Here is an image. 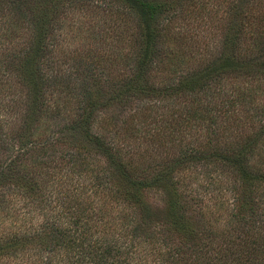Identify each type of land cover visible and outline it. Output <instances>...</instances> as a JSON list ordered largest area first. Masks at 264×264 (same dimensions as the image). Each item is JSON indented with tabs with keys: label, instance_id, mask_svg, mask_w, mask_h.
Here are the masks:
<instances>
[{
	"label": "trees",
	"instance_id": "16d2710c",
	"mask_svg": "<svg viewBox=\"0 0 264 264\" xmlns=\"http://www.w3.org/2000/svg\"><path fill=\"white\" fill-rule=\"evenodd\" d=\"M73 14L110 22V56L63 51ZM0 51V264H264V0H0ZM112 104L130 109L104 138L92 124ZM216 119L259 133L152 174L121 154L151 120L159 146ZM184 156L236 178L219 220L175 193L167 170Z\"/></svg>",
	"mask_w": 264,
	"mask_h": 264
},
{
	"label": "rangeland",
	"instance_id": "374dc122",
	"mask_svg": "<svg viewBox=\"0 0 264 264\" xmlns=\"http://www.w3.org/2000/svg\"><path fill=\"white\" fill-rule=\"evenodd\" d=\"M67 22H70L69 27L68 25L63 27V31L65 33L61 46L63 51L67 52L71 49L76 50L79 47H83V51L89 50L90 52L94 53L90 54L89 51H87V56H110V35L111 33H113L110 29V22L95 25L93 29L92 26L94 25L95 21L89 22V20L80 17L78 14L69 16ZM120 30H122L121 33L125 34V36L126 34L130 33L129 31L123 29ZM216 44V40H211L209 42L210 48H215ZM3 53V51H0V54ZM0 60H2V58ZM102 89L104 92V88ZM10 90L14 92L15 88H10ZM111 92L112 91L110 90V93ZM104 96L107 97V94L104 93ZM132 103L128 104L127 106L130 107L131 105L133 107ZM129 109L130 108L127 109V107H120L113 104L108 105L106 108L96 113V122L92 124V130L94 132H98V134H100L104 138L110 137L114 130L113 126H111L112 123H114L113 120H115L113 118L116 116L118 118L125 111L126 113H128ZM3 113L4 112L0 109V117ZM100 120L104 122H100ZM229 123L230 122L221 121V119H216L214 124L215 128H217L219 132L214 130V127L212 125L205 122L200 127L183 128L182 133H179L174 137L170 136L171 138L157 136V138L159 139V146H156L155 144H150L148 143V141H146V139H148L152 134L160 131L159 123L158 125H154L153 121L151 120L145 128L144 133L138 134L139 136L142 135L140 137V140L135 141L132 138V142L128 147V153L121 152V154L124 159H130L129 164L133 168H146L148 174H152L151 168H154L156 164L169 162L171 163V160H173V158L181 151H185L187 149V151L189 152L188 149L190 147H194L193 149H195L198 153L195 156L202 154L205 157L211 156V158H214L217 156L214 151V146L217 145L219 146V148H221L223 146L230 145L232 143L231 141L235 139L239 140L238 149L241 148L242 145H244L246 148L249 144V141L243 140H248V135L252 136L253 134L259 133L258 129L253 126L251 127L249 123L240 124L239 122H237L235 123V125L228 126ZM228 127L230 128L229 130H232V133L229 134H232L231 136L228 135V131H224V129ZM211 130H214L216 133V139L214 142L210 140L209 132ZM145 132L147 133L146 136ZM236 132L240 134L239 137H237ZM81 135V133H78V136ZM253 137L255 139L256 135ZM78 139V143L83 145V149L81 152L87 151L90 154H94L92 157L97 161L95 165L101 168H107L106 159L101 154H99L97 150L88 145L85 139H83L82 137ZM152 139L155 140L156 136L153 135ZM170 139H174L175 141L168 142V140ZM263 141L259 142L258 151L261 152V154H264ZM230 147L231 145L228 146V148ZM178 151L179 153H177ZM186 158H188V156H184L181 159H184L182 163L176 162L174 165L172 164V166L169 167L170 169L168 168L169 170H167L173 172V181H178L173 187L175 193H180L181 200L185 201V203L190 205L191 207H193V202L198 203L200 200L201 203H199V205L202 208L203 216L209 217L212 220L213 217L211 215L219 214V217L217 218V220H219L223 216L222 214L225 215V210L230 207L232 199L231 194H233V188L231 187L236 186V178L228 173L227 170H224V173L221 172V168H219L218 166L214 165L215 167H213L211 166V164L206 165V163L202 161L189 160ZM254 158L256 159V157ZM147 179L150 180L149 177ZM184 194L187 197H185ZM258 195H261L260 199L264 202V187L262 189H258ZM189 198L193 201H189ZM162 199L163 197L160 189H157L154 192H150L149 194H146V197L142 198V200L147 203L151 209H154L153 211L161 210ZM155 217L160 218V212L155 213Z\"/></svg>",
	"mask_w": 264,
	"mask_h": 264
}]
</instances>
